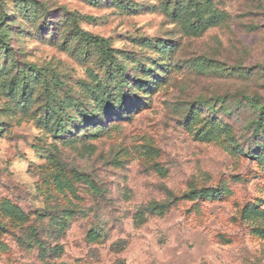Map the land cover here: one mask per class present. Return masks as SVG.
Here are the masks:
<instances>
[{"label": "rangeland", "instance_id": "374dc122", "mask_svg": "<svg viewBox=\"0 0 264 264\" xmlns=\"http://www.w3.org/2000/svg\"><path fill=\"white\" fill-rule=\"evenodd\" d=\"M262 113L264 0H0V264H264Z\"/></svg>", "mask_w": 264, "mask_h": 264}, {"label": "trees", "instance_id": "16d2710c", "mask_svg": "<svg viewBox=\"0 0 264 264\" xmlns=\"http://www.w3.org/2000/svg\"><path fill=\"white\" fill-rule=\"evenodd\" d=\"M85 36H90V35H85ZM95 40L97 41V43H99L102 46L106 47V42L103 39L95 38ZM262 115L264 116L263 113H262ZM165 208H166V205L155 204V205H152V206L148 207L147 211H148V213H150L152 215H160V214H162L164 212Z\"/></svg>", "mask_w": 264, "mask_h": 264}]
</instances>
